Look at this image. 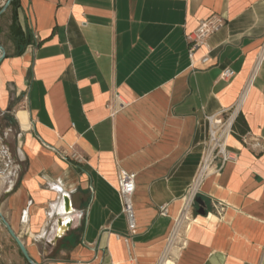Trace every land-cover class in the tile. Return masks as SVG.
Returning a JSON list of instances; mask_svg holds the SVG:
<instances>
[{
    "label": "crops",
    "instance_id": "1",
    "mask_svg": "<svg viewBox=\"0 0 264 264\" xmlns=\"http://www.w3.org/2000/svg\"><path fill=\"white\" fill-rule=\"evenodd\" d=\"M211 16L222 25L190 56L187 34ZM18 20L35 43L13 55L0 18L18 160L0 171V212L35 262L264 264V0H19ZM232 112L246 129L226 139L235 158L200 183L205 214L184 211L207 116ZM119 170L135 173L133 231Z\"/></svg>",
    "mask_w": 264,
    "mask_h": 264
},
{
    "label": "built area",
    "instance_id": "2",
    "mask_svg": "<svg viewBox=\"0 0 264 264\" xmlns=\"http://www.w3.org/2000/svg\"><path fill=\"white\" fill-rule=\"evenodd\" d=\"M222 23V19L216 16L201 20L198 26L186 36L189 55L192 56L198 47L205 45L206 39L217 30ZM200 61L205 64L208 61V57L204 56ZM220 75L221 78L226 79L233 75V71L229 68H225ZM235 118L236 116L234 117L233 112L224 116H207V138L197 173L193 179L191 187L184 197L189 198L188 204L184 206V211L195 203L194 199L196 198L198 187L206 175L211 172L213 166L215 164L222 166L227 161L235 158V154L229 151L226 146V139L232 134V125ZM243 141L246 143L245 139H243ZM59 154L62 158L78 159L75 152L61 150L59 151ZM197 180H199L197 187L193 190L194 184ZM134 190L135 173L126 170H119L117 192L121 202V210L126 219L129 231H133L136 227L132 201ZM162 211H164V209ZM176 222H178V219ZM158 264H161V260Z\"/></svg>",
    "mask_w": 264,
    "mask_h": 264
},
{
    "label": "rangeland",
    "instance_id": "3",
    "mask_svg": "<svg viewBox=\"0 0 264 264\" xmlns=\"http://www.w3.org/2000/svg\"><path fill=\"white\" fill-rule=\"evenodd\" d=\"M1 22L3 25L9 26L10 11L8 8L1 15ZM8 31L6 33L7 39ZM12 41V40H11ZM13 43V42H12ZM17 137V129L9 115H0V171L10 170L14 168L18 160L15 151V139ZM177 233L174 235V230L170 236V242L173 252L180 245L182 238V231L184 230L185 221L181 218ZM172 260L171 257H168ZM0 264H28L25 259L19 255L14 241L7 234L5 228L0 224Z\"/></svg>",
    "mask_w": 264,
    "mask_h": 264
},
{
    "label": "trees",
    "instance_id": "4",
    "mask_svg": "<svg viewBox=\"0 0 264 264\" xmlns=\"http://www.w3.org/2000/svg\"><path fill=\"white\" fill-rule=\"evenodd\" d=\"M19 0H11L8 10L10 11V23L8 26V37L14 44L13 55H20L30 43H35L32 32L23 29L18 20ZM38 44V42L36 43ZM246 129L240 115H237L232 125V133L239 139L242 138Z\"/></svg>",
    "mask_w": 264,
    "mask_h": 264
},
{
    "label": "water",
    "instance_id": "5",
    "mask_svg": "<svg viewBox=\"0 0 264 264\" xmlns=\"http://www.w3.org/2000/svg\"><path fill=\"white\" fill-rule=\"evenodd\" d=\"M11 0H6L3 4V6L0 8V15L5 12V10L8 8L9 4H10ZM5 56V50L3 48V46L0 45V61L4 58ZM194 202L197 204V214L199 215H204L205 214V204L203 202V200L199 197H196L194 199ZM0 224H2V226L5 228L7 234L12 238V240L14 241V243L16 244L20 254L22 255V257L26 260V262L28 264H39L37 262H35L28 254L24 244L22 243V241L19 239V237L15 234V232L13 231V229L11 228V226L9 225V223L7 222V220L4 218V216L2 215V213L0 212Z\"/></svg>",
    "mask_w": 264,
    "mask_h": 264
},
{
    "label": "bare ground",
    "instance_id": "6",
    "mask_svg": "<svg viewBox=\"0 0 264 264\" xmlns=\"http://www.w3.org/2000/svg\"><path fill=\"white\" fill-rule=\"evenodd\" d=\"M212 125H213V123H212ZM198 181H199V180H197L196 183L194 184L193 190L196 189L197 184H198ZM185 202H186V205H187L188 202H189V198H185ZM177 228H178V225L176 226V228H175V230H174V233H176ZM173 236H174V235H173ZM161 262H162L163 264H173V262H172L170 259H164V258H163Z\"/></svg>",
    "mask_w": 264,
    "mask_h": 264
},
{
    "label": "flooded vegetation",
    "instance_id": "7",
    "mask_svg": "<svg viewBox=\"0 0 264 264\" xmlns=\"http://www.w3.org/2000/svg\"><path fill=\"white\" fill-rule=\"evenodd\" d=\"M196 204V203H195ZM197 205V204H196Z\"/></svg>",
    "mask_w": 264,
    "mask_h": 264
}]
</instances>
